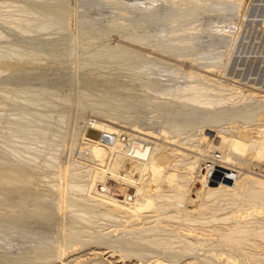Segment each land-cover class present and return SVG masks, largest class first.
Returning <instances> with one entry per match:
<instances>
[{"label": "rangeland", "instance_id": "1", "mask_svg": "<svg viewBox=\"0 0 264 264\" xmlns=\"http://www.w3.org/2000/svg\"><path fill=\"white\" fill-rule=\"evenodd\" d=\"M45 1L0 0V264H145L161 257L230 264L233 251L215 237L199 236L200 244L175 222L161 232L172 240L165 249L145 241L150 232L127 231L158 226L161 209L176 206L170 192L205 193L217 184L224 186L221 203L205 193L200 203L188 196L192 204L179 207L200 221L251 212L264 223V200L230 198L232 186L264 180V0ZM56 5L68 17L43 16ZM153 164L157 171L140 176ZM17 167L24 171L19 180L9 173ZM65 186L75 214L62 209ZM135 186L146 200L131 194L133 206L126 193ZM156 188L162 199L149 195ZM83 211L90 221L76 218ZM64 240L75 243L65 254ZM126 249L129 257L120 259Z\"/></svg>", "mask_w": 264, "mask_h": 264}, {"label": "bare ground", "instance_id": "2", "mask_svg": "<svg viewBox=\"0 0 264 264\" xmlns=\"http://www.w3.org/2000/svg\"><path fill=\"white\" fill-rule=\"evenodd\" d=\"M45 1V0H44ZM59 1L60 0H57V2L59 3ZM62 1V0H61ZM60 1V2H61ZM64 1V0H63ZM46 2V1H45ZM68 2V1H67ZM45 4V3H44ZM67 4V3H66ZM41 5V4H40ZM47 5V4H46ZM58 5V4H57ZM54 6L53 8V10L51 9L50 10V8H46V14H43V16H45V17H47V15H49L50 17H51V19L52 20H55L56 21V17H58V15H60L59 17H64L65 15H63L62 14V16H61V12H65V9H63L62 7V9L60 8V6ZM62 5V4H61ZM66 6H68V4L67 5H65L64 4V7H66ZM49 7V6H48ZM62 11H61V10ZM66 10H68L67 8H66ZM68 12V11H67ZM66 12V13H67ZM67 17H68V13H67V15H66ZM66 18V17H65ZM64 18V19H65ZM21 20L20 21H22L23 23L25 22V20H23V18H20ZM67 19V18H66ZM19 21V22H20ZM27 22V24H26V30H24L25 32H29L31 29H32V27L33 26H31L32 25V22H28V21H26ZM80 22V21H79ZM69 24V23H68ZM68 24H66L67 26H68ZM18 26V25H17ZM18 27H21L20 25L18 26ZM40 27L41 28H43V24H41L40 25ZM21 29H23L22 27H21ZM2 34V33H1ZM152 34H145V39H149L150 38V36H151ZM158 36H160V35H158ZM157 35L155 36V37H158ZM173 37H174V34H170L169 36H168V41H172L173 40ZM160 38H163V37H160ZM135 39H137V37L136 38H134L133 40H135ZM132 40V41H133ZM159 44V43H158ZM163 44V43H162ZM0 56H2V55H0ZM19 58L20 59H22L20 56H19ZM21 61V60H20ZM24 61V60H23ZM2 63V62H1ZM3 67V66H2ZM5 67V66H4ZM210 102H208V103H206V104H209ZM211 104V103H210ZM209 104V105H210ZM250 147V146H249ZM253 147V146H252ZM251 147V148H252ZM263 147V146H262ZM138 149V148H137ZM142 151H144V150H142ZM136 152H138L139 153V151L137 150ZM134 155H135V153H134ZM177 157H179V156H176V158ZM175 158V159H176ZM174 159V160H175ZM173 160V161H174ZM178 160V159H177ZM176 160V161H177ZM179 161V160H178ZM180 162V161H179ZM184 163H185V161H183ZM181 163H182V161H181ZM181 163H180V165H181ZM183 163V165L185 166V164ZM178 164V163H177ZM183 166V167H184ZM187 166H188V164H187ZM3 167V166H2ZM152 167V169H145V168H143V170H142V172H141V174H140V176H142L143 174H146V173H151V172H154V171H157L158 170V167L156 166V165H152L151 166ZM194 167H196L195 165H193V168ZM11 168V167H10ZM22 168V167H21ZM20 167H17L16 169L15 168H13V170L11 171V172H9L10 174L11 173H14L15 174V176H16V178H17V180H19L20 178H21V176L23 175V173H24V171H23V169H21ZM124 168V167H123ZM187 168V167H186ZM112 168H110V169H108V172H109V170H111ZM191 169H192V166H191ZM2 170V169H1ZM6 170H8V169H6ZM120 170V169H119ZM124 171V170H123ZM26 173H27V171H26ZM111 172H109V174H110ZM113 173V172H112ZM103 174H104V172H103ZM108 174V173H107ZM113 174H116V177H121V178H131L130 176H128V175H124L123 174V172H122V174L120 173H113ZM113 174H111V175H113ZM25 175V174H24ZM102 175V174H101ZM256 175H258V174H256ZM260 175V174H259ZM34 176V175H33ZM106 176V175H105ZM104 176V177H105ZM115 176V175H114ZM114 176H113V178H114ZM255 176V175H254ZM28 177H30V176H28ZM32 177V176H31ZM30 177V178H31ZM108 177V176H107ZM263 178V175L262 176H259V178L257 177V179H252L249 183V186H247V187H245V188H242V189H239V188H235L236 187V185H235V187L234 186H232V190H231V192H230V195H231V197L230 198H234V199H236L238 202H241V203H246V204H249V205H252L251 203H254L255 202V204H256V202L257 201H263L264 200V186L262 185V186H260L262 183H264V182H262V181H264L262 178ZM112 178V177H111ZM112 178V179H113ZM255 178V177H254ZM142 179V178H141ZM143 179H144V177H143ZM235 179V178H234ZM238 179V178H237ZM250 179V178H249ZM22 180V179H21ZM242 180V179H241ZM30 181V180H29ZM28 181V182H29ZM123 181V180H122ZM131 181H134L133 180V178H132V180ZM136 181H139V180H136ZM118 182V181H117ZM162 182V181H161ZM262 182V183H261ZM119 184H121L122 182H118ZM127 183V182H126ZM141 184L142 183H146V181L144 180L143 182L141 181L140 182ZM139 183V185H141ZM72 184V183H71ZM129 184V183H128ZM162 184V183H161ZM228 184V183H227ZM260 184V185H259ZM138 185V186H139ZM233 185V184H232ZM69 186V185H68ZM67 186V187H68ZM72 186H74V185H72ZM117 186V185H116ZM124 186V185H123ZM129 186V185H128ZM142 186V185H141ZM146 186V185H145ZM149 186V185H148ZM160 185L158 184L157 185V187H159ZM222 186V185H221ZM221 186H218V184H217V186L215 185V186H213V187H210V188H208V190H207V192H205L206 193V196H210V198L213 196L214 198H213V201H215L216 199H218V198H220V196H221V193H222V191H223V188H224V186L223 187H221ZM228 186H229V184H228ZM239 186H240V184H239ZM238 186V187H239ZM242 186V185H241ZM241 186H240V188H241ZM244 186H246V185H244ZM22 187V186H21ZM66 186L65 187H62V189H61V191H60V193H61V199H62V209H63V211L65 212H67V211H71V209H70V205H69V203L71 202H69V200H67L68 198H67V193L69 194V192L67 191L68 190V188H67ZM81 187V186H80ZM127 187V186H126ZM140 187V186H139ZM147 187V186H146ZM149 187H151V186H149ZM162 187V186H161ZM122 188V187H121ZM120 188V189H121ZM160 188V187H159ZM180 187H178L177 189H179ZM183 188V187H182ZM228 188V187H227ZM78 189V188H77ZM120 189H119V192H120ZM142 189V188H141ZM144 189V188H143ZM146 189V188H145ZM144 189V190H145ZM148 189V188H147ZM150 189V188H149ZM152 189V188H151ZM153 189H155L154 187H153ZM176 189V190H177ZM187 189V188H186ZM191 189H193V188H191ZM207 189V188H206ZM229 189V188H228ZM60 190V189H59ZM82 190V189H81ZM86 190V189H85ZM123 190V189H122ZM127 190H128V188H127ZM159 190V189H158ZM158 190H157V188H156V194L154 193V194H149V195H151V196H153V199H154V197H157V198H159V197H161V194H158ZM190 190V189H189ZM20 191V190H19ZM23 191V190H22ZM114 191V190H113ZM117 191V190H116ZM149 191V190H148ZM148 191H146V192H148ZM153 191V190H152ZM171 191V190H170ZM169 191V192H170ZM180 191H182V190H180ZM188 191V190H187ZM187 191H185V192H187ZM202 191V190H201ZM204 191V190H203ZM202 191V192H203ZM224 191L226 192V189H224ZM229 191V190H228ZM81 192V191H80ZM155 192V191H154ZM159 192L160 193H163V191H160L159 190ZM168 192V193H169ZM178 192V191H177ZM182 192H184V190L182 191ZM202 192H199V191H197L196 189H194V190H192V191H189L188 193V195H187V193L186 194H184V193H176L174 196H172V194L174 193V191L171 193L170 192V194L171 195H169L170 197H169V199H168V201L169 200H172L171 202H169V203H171V205H176V206H173V207H175L174 209H161V214H160V216L158 215V218H157V216H155L154 218H156V219H158V221H159V223H158V226L157 225H153V223H152V225H151V223H149L151 226L149 227V225H148V227H142V225L144 224H142L141 223V227L139 226H134L133 228L134 229H132V227H131V229H130V226H129V229H130V231H127L128 233H127V235L130 237V235H132V234H136V232L138 233V232H150V234H148V236H147V239H145V241L147 240H149L150 242H151V244L153 243V244H156L158 247L160 246V248H163V247H165V246H169L170 245V243L172 244V240H171V238H162V236H161V232H163L164 231V229H163V227L164 226H166V223H167V225H168V223H172V225H174L175 223H176V225H178V227H179V229L180 230H185L186 232H184L187 236L188 235H191V236H194V237H197V238H199L201 241H199L200 242V244L201 243H204V239H201L202 238V235H204V237H209V236H213V238L215 237V239H216V242L217 243H219V246H220V244H222V246L223 247H225L226 249H228V250H231V251H233L231 254H232V258H233V260H231L230 261V264H240L239 262H238V260H234V258L236 257H233L234 255L233 254H235V253H237V254H241L243 257H244V259H246V262L247 263H250V264H264V223H262V222H256V220H254L253 218H252V214H250V213H247V212H245V213H243V214H241L240 216L238 215L237 217L235 216L234 217V219L231 217V215L229 216V215H224V216H215V215H212L211 217H209V218H207V220H198L199 218H197V220H195V217L194 216H192V215H190V214H188L187 212H184L183 210H182V208H181V206L179 207V205H183L182 203H185L188 199H189V197L188 196H190L191 198V200H195V202L198 204V203H200V200L202 199V198H204V197H206L205 196V193H202ZM84 193V192H83ZM104 194H106V192H103ZM144 193H145V191L144 192H142V191H140V188H138V187H131L130 189H129V191L126 193V196H127V200L128 199H130L129 198V196L131 195V194H137V195H142V197H144L143 195H144ZM168 193H166L165 194V196H166V198L168 197L167 196V194ZM224 193V192H223ZM20 194V193H19ZM75 194H76V192H75ZM78 194V193H77ZM77 194H76V196L75 197H77ZM88 194V193H87ZM86 193H85V195H87ZM99 194V193H98ZM97 194V195H98ZM100 194H102V193H100ZM99 194V195H100ZM113 195H115L114 194V192L112 193ZM112 194H110L109 196L110 197H112L111 195ZM23 195V194H22ZM73 194H71L70 196H72ZM83 195V194H82ZM85 195L83 196L84 198H86L85 197ZM124 195V194H123ZM122 195V196H123ZM148 195V196H149ZM20 197H21V195H19ZM74 196V195H73ZM72 196V197H73ZM81 196V195H80ZM88 197L90 196V195H87ZM102 196H103V194H102ZM106 198H108L107 197V195H104ZM122 196H118V197H122ZM125 196V195H124ZM146 196H147V194H146ZM147 196V197H148ZM162 196H164V194L162 195ZM164 196V197H165ZM78 197H79V195H78ZM77 197V198H78ZM82 197V196H81ZM81 197H79L80 199H84V198H81ZM95 197V196H94ZM98 197V196H97ZM96 197V198H97ZM109 197V198H110ZM192 197L194 198V199H192ZM222 197V196H221ZM224 197H226V195L224 196ZM71 198V197H70ZM92 198V197H91ZM90 198V199H91ZM100 198H101V196H100ZM99 198V199H100ZM108 198V199H109ZM124 198V197H123ZM145 198V197H144ZM149 198V197H148ZM165 198V199H166ZM209 198V197H208ZM226 198H228V197H226ZM90 199H88V200H90ZM98 199V200H99ZM133 199V198H132ZM132 199H130V200H132ZM150 200H151V198H149ZM161 199H162V197H161ZM160 199V200H161ZM164 199V198H163ZM221 199V198H220ZM222 199H224V198H222ZM222 199H221V201H222ZM35 200V199H34ZM85 200V199H84ZM87 200V199H86ZM85 200V201H86ZM87 200V201H88ZM96 200V199H95ZM141 199H140V197H139V201H140ZM143 200V199H142ZM145 200H146V198H145ZM159 200V199H158ZM157 200V201H158ZM191 200H188L189 202L191 201ZM203 200V199H202ZM31 201V200H30ZM109 201V200H108ZM111 201H114V202H116L117 201V203L119 202V201H121V200H116L115 198L113 199H111ZM110 201V202H111ZM129 201V200H128ZM153 201V200H152ZM156 200H155V202H157ZM162 202H163V200H161ZM166 201H167V199H166ZM187 201V202H188ZM224 201H226V200H224ZM229 201H230V199H229ZM33 202V201H32ZM90 202V201H89ZM88 202V203H89ZM94 202V201H93ZM97 202L98 201H96V203H94V204H97ZM101 202H102V200H101ZM105 202V201H104ZM103 202V203H104ZM132 202H133V206H134V202L135 201H133L132 200ZM132 202H129V203H132ZM142 202H144V201H142ZM154 202V203H155ZM205 202V201H204ZM202 203L203 205L205 204V203ZM219 202V201H218ZM217 202V200H216V203H218ZM87 203V202H86ZM91 203V202H90ZM98 203H100V202H98ZM113 203V202H112ZM120 203V202H119ZM146 203V202H145ZM158 203H159V201H158ZM168 203V204H169ZM191 203V202H190ZM196 203H193V205L195 204L196 205ZM209 203V202H208ZM219 203H221V202H219ZM228 203V202H227ZM39 204V203H38ZM37 204V205H38ZM106 204H107V202H106ZM128 204V203H127ZM138 204V203H137ZM136 204V205H137ZM142 204V203H141ZM141 204H139L138 206H140ZM149 204H151V202L149 203ZM152 204H153V202H152ZM162 204V203H161ZM161 204H159V205H161ZM167 204V203H166ZM192 204V203H191ZM233 204V203H232ZM72 205V204H71ZM74 205V204H73ZM91 205V204H90ZM99 205V204H98ZM101 206H102V204H100ZM104 205V204H103ZM107 205H109V204H107ZM106 205V206H107ZM130 204H128V206H129ZM135 205V206H136ZM143 205V204H142ZM156 205V207H154V208H157V203L155 204ZM163 205H164V203H163ZM162 205V206H163ZM185 205V204H184ZM188 205H189V203H188ZM187 205V206H188ZM225 205V204H224ZM239 205V204H238ZM92 206V205H91ZM115 206H117L116 204H115ZM124 206H125V203H124ZM131 206V205H130ZM154 205H152V207H153ZM164 206H166V205H164ZM163 206V207H164ZM186 205H185V207H187ZM199 206V205H198ZM208 206V205H207ZM218 206V205H217ZM228 206V205H227ZM227 206H225V207H227ZM244 206V205H243ZM76 207V206H75ZM83 207H86V206H83ZM83 207H81L82 209H83ZM99 207V206H98ZM108 207H111V206H108ZM127 207V206H126ZM132 207V206H131ZM131 207H129V208H131ZM141 207V206H140ZM147 208H148V206H146ZM149 207L150 208H152L150 205H149ZM162 207V208H163ZM168 207V206H167ZM196 207H197V205H196ZM200 207H203V206H201L200 205ZM209 207V206H208ZM222 206H220V208H221ZM73 208V207H72ZM76 208H78V207H76ZM95 208V207H94ZM125 208V207H124ZM136 208V207H135ZM134 208V209H135ZM139 208V207H138ZM153 208V209H154ZM166 208V207H165ZM184 208V207H183ZM203 208H205V207H203ZM216 208V207H215ZM224 208V207H223ZM228 208V207H227ZM253 208V207H252ZM80 209V208H79ZM92 209V208H91ZM117 209V208H116ZM115 209V210H116ZM126 209H128V208H126ZM188 209V208H187ZM193 210H194V208H192ZM196 209V208H195ZM206 209V208H205ZM219 209V208H218ZM73 210H74V208H73ZM110 210H111V208H110ZM114 209H113V207H112V211H113ZM136 210V209H135ZM157 210V209H156ZM160 210V209H159ZM158 210V211H159ZM197 210V209H196ZM199 210V209H198ZM78 211V210H77ZM87 211H90V210H87ZM120 211H121V208H120ZM131 211V210H130ZM130 211H129V213H130ZM142 211V210H141ZM143 211H146V210H143ZM186 211V210H185ZM201 210H199V212H200ZM207 211V210H206ZM212 211V210H211ZM215 211V210H214ZM241 211V210H240ZM245 211V210H244ZM76 212V211H75ZM75 212H73V211H71L70 212V214L71 213H74L75 214ZM91 212H93V210L91 211ZM102 212V211H101ZM123 212H125V211H123ZM127 212H128V210H127ZM132 212V211H131ZM136 212H138V213H136ZM191 212V211H190ZM189 212V213H190ZM213 212V211H212ZM78 213V212H77ZM76 213V214H77ZM94 213V212H93ZM104 213V212H103ZM133 213V212H132ZM141 213V212H140ZM149 213V212H148ZM152 214H153V211L151 212ZM155 213V212H154ZM214 213H216V212H214ZM229 213H231V212H229ZM233 213V212H232ZM45 214V213H44ZM92 214V213H91ZM109 214V213H108ZM135 214H139V210L137 211H135ZM142 214V213H141ZM140 214V215H141ZM156 214V213H155ZM154 214V215H155ZM159 214V213H158ZM228 214V213H227ZM69 215V214H68ZM110 215V214H109ZM129 215V214H128ZM200 215V214H199ZM243 215V216H242ZM263 215V214H262ZM111 216V215H110ZM138 216V215H137ZM242 216V217H241ZM257 216V215H256ZM261 216V215H260ZM80 217H82V218H80ZM105 217H106V212H105ZM114 217V216H113ZM112 216H111V218H113ZM152 217V216H151ZM248 217V218H247ZM76 218L77 219H83V220H85L86 222L87 221H90V219H89V217H88V215L86 214V213H84V211H83V213L82 212H80L79 214H77L76 215ZM114 218H116V217H114ZM142 218V217H141ZM154 218H152V219H154ZM118 219V218H117ZM148 219V218H147ZM204 219H206V218H204ZM233 219V220H232ZM114 220V219H113ZM150 220V219H149ZM148 220V221H149ZM259 220V219H258ZM257 220V221H258ZM155 222L156 220L154 219V220H152V222ZM137 222V221H136ZM175 222V223H174ZM219 222V223H218ZM126 223V222H125ZM134 223V222H133ZM157 223V222H156ZM174 223V224H173ZM68 224V223H67ZM136 224V223H135ZM139 224H140V222H139ZM147 224V223H146ZM145 224V225H146ZM155 224V223H154ZM122 225V224H121ZM133 225V224H132ZM157 226V227H156ZM170 227H172L171 225H169ZM113 227H115L116 228V226H113ZM117 227L119 228V226L117 225ZM124 227V226H123ZM175 227V226H174ZM118 228H116V229H118ZM121 228H122V226H121ZM126 228V227H125ZM73 229V228H72ZM124 229V228H123ZM127 229H128V227H127ZM126 229V230H127ZM177 229V228H176ZM178 229V230H179ZM113 230H115L114 228L112 229V232H113ZM172 230V229H171ZM111 231V230H110ZM118 231H119V229H118ZM125 231V230H124ZM124 231H122V233L121 234H123L124 233ZM173 231V230H172ZM198 231V232H197ZM200 231V232H199ZM116 232H117V230H116ZM159 232H160V234H159ZM165 232V231H164ZM175 232L177 233L178 231L177 230H175ZM76 233H78V232H76ZM107 233H108V231H107ZM113 233H115V231L113 232ZM126 233V232H125ZM124 233V234H125ZM172 233V232H171ZM118 235H120V231L117 233ZM139 234H141V233H139ZM138 234V235H139ZM143 234V233H142ZM74 235V234H73ZM108 235H110V234H108ZM126 235V234H125ZM145 235V234H144ZM77 236V235H76ZM107 236V235H106ZM137 236V235H136ZM159 238H158V237ZM199 236H201V238L199 237ZM65 237V236H64ZM68 237V236H67ZM119 238H120V236H118ZM128 237V238H129ZM134 237V236H133ZM175 237V236H174ZM173 237V238H174ZM179 237V236H178ZM203 237V238H204ZM77 238H78V236H77ZM137 238V237H136ZM138 238L139 239H141L139 236H138ZM177 238V237H176ZM184 238V237H183ZM190 238V237H189ZM210 238V237H209ZM68 239V238H67ZM142 239H144V238H142ZM185 239H187V238H185ZM70 240V239H69ZM127 240V239H126ZM183 240V239H182ZM189 240H191V239H189ZM206 240V239H205ZM214 240V239H213ZM99 241V240H98ZM131 241V240H130ZM146 241V242H147ZM148 241V242H149ZM186 241V240H185ZM195 241V240H194ZM207 241V240H206ZM215 241V240H214ZM107 241H99L97 244L98 245H105L106 246V243ZM120 242V241H119ZM179 242V241H178ZM192 242V241H191ZM190 242V243H191ZM71 243V244H70ZM67 242V240H64V242L61 244L62 245V248H63V250H62V253L63 254H65V253H68L69 251H71V250H69L71 247H73L74 246V244L75 243H72V242ZM83 243V242H82ZM174 243V242H173ZM176 243V242H175ZM175 243L173 244V245H175ZM181 243V242H180ZM188 243V242H187ZM186 243V244H187ZM206 243V242H205ZM179 244V243H178ZM77 245V244H76ZM85 245V244H84ZM117 245H119V244H117ZM116 245V246H117ZM125 245V244H124ZM128 245V244H127ZM189 245V244H188ZM204 245V244H203ZM216 245V244H215ZM214 245V246H215ZM218 245V244H217ZM185 246V245H184ZM173 247V246H172ZM216 247H218V246H216ZM77 248V247H76ZM75 248V249H76ZM201 248V247H200ZM118 249V248H117ZM120 249V248H119ZM163 249H165V248H163ZM124 250V249H123ZM127 250V249H126ZM195 250V249H194ZM228 250H226L227 252H228ZM97 250H95V252H96ZM115 251H117L116 249H112L111 251H108L106 254H109V253H111V254H109L108 255V257L107 258H111V257H113L114 255V252ZM100 252H101V249H100ZM130 252H131V250L129 251V250H127L126 252L124 251L121 255H120V259L122 258H126V257H129V254H130ZM149 252V251H148ZM187 252V251H186ZM226 252V253H227ZM235 252V253H234ZM45 253H46V251H45ZM98 253V255H96L98 258H100V256H99V251L97 252ZM96 253V254H97ZM133 253V252H132ZM188 253V252H187ZM229 253V252H228ZM47 254V253H46ZM91 254V253H90ZM95 254V253H94ZM102 254L103 253H100V255L102 256ZM171 254V253H170ZM170 254H169V257H170ZM230 254V255H231ZM80 255V254H79ZM116 255V254H115ZM227 255V254H226ZM195 256V255H194ZM40 257V256H39ZM47 257V256H46ZM46 257H44V258H46ZM81 257V256H80ZM96 257V258H97ZM159 257H160V253H159ZM173 257V256H172ZM171 257V258H172ZM202 257V256H201ZM227 257H230V256H227ZM226 257V258H227ZM238 257H240V256H238ZM72 258V257H71ZM74 258V257H73ZM95 258V257H94ZM203 258V257H202ZM231 258V257H230ZM230 258H227V259H230ZM61 259V258H60ZM102 259V258H101ZM119 259V258H118ZM173 260H169V259H167V258H164V257H161V258H154V260H150V261H146L145 262V264H168V263H170V264H175V260H174V258H172ZM192 259V258H191ZM191 259H188V261H186L185 263H182V264H198V261H197V258L195 259V261H197V263L196 262H193ZM205 259V258H204ZM241 259H243V258H241L240 257V260ZM63 260V259H62ZM74 260V259H73ZM73 260H71V261H73ZM94 260V259H93ZM98 260L99 259H97V263H99L98 262ZM213 260V259H212ZM77 261H78V259H77ZM81 261V260H80ZM85 261V260H84ZM102 261H105L104 259L103 260H101V263H102ZM200 262H202V259H200L199 260ZM243 263L245 262L244 260H241ZM93 262V261H92ZM200 262H199V264H200ZM211 262V261H210ZM75 263H76V259H75ZM87 263V262H86ZM104 263V262H103ZM107 263V262H106ZM110 263V262H109ZM115 263V262H114ZM137 263V262H136ZM203 263H204V260H203ZM85 264V263H84ZM87 264H91V263H87ZM95 264V263H94ZM116 264V263H115ZM142 264V263H141ZM181 264V263H180ZM210 264H212V263H210ZM244 264H246V263H244Z\"/></svg>", "mask_w": 264, "mask_h": 264}]
</instances>
